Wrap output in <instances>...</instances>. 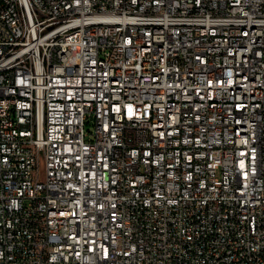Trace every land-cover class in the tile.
Segmentation results:
<instances>
[{
	"label": "built area",
	"instance_id": "2783aa9c",
	"mask_svg": "<svg viewBox=\"0 0 264 264\" xmlns=\"http://www.w3.org/2000/svg\"><path fill=\"white\" fill-rule=\"evenodd\" d=\"M0 264H264V0H0Z\"/></svg>",
	"mask_w": 264,
	"mask_h": 264
},
{
	"label": "rangeland",
	"instance_id": "374dc122",
	"mask_svg": "<svg viewBox=\"0 0 264 264\" xmlns=\"http://www.w3.org/2000/svg\"><path fill=\"white\" fill-rule=\"evenodd\" d=\"M86 130H91V124L89 123H86V126H85Z\"/></svg>",
	"mask_w": 264,
	"mask_h": 264
}]
</instances>
